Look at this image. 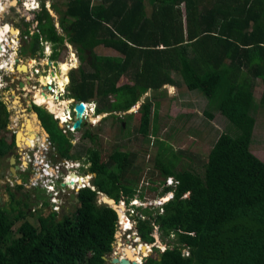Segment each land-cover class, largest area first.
<instances>
[{
    "label": "trees",
    "instance_id": "16d2710c",
    "mask_svg": "<svg viewBox=\"0 0 264 264\" xmlns=\"http://www.w3.org/2000/svg\"><path fill=\"white\" fill-rule=\"evenodd\" d=\"M64 5L58 22L79 58V65L68 73L66 98L94 100L96 115L126 111L144 92L172 85L170 72H175L187 90L197 89L208 99L215 95L214 108L237 132L215 137L200 172L192 164L170 169L155 155L160 195L171 196L153 215L137 207L135 229L143 242H153L154 225L173 240L160 250L154 248L156 257L147 256L141 264H264V162L248 148L254 124L248 113L252 79L259 80L264 103V0H66ZM27 13L35 18L36 12ZM35 19L41 38L53 44L51 56H56L64 36L55 32L44 8ZM97 45L117 54L97 55L92 51ZM32 108L43 125L46 118L55 129L48 139L56 156L73 158L69 138L56 120L40 107ZM150 110L145 98L132 112L138 113L140 134H147ZM8 114L0 100V159L13 145L12 134L9 139L1 134ZM85 153L94 189H78L72 210L58 219L54 212L43 211L31 224L23 198L7 189L14 213L8 217L0 206V264L103 263L117 218L107 204L96 203L97 192L127 202L136 193L138 178L126 179L133 162L130 152L113 149L104 159L94 147ZM167 177L172 184H165ZM19 220L13 236L11 227Z\"/></svg>",
    "mask_w": 264,
    "mask_h": 264
},
{
    "label": "rangeland",
    "instance_id": "374dc122",
    "mask_svg": "<svg viewBox=\"0 0 264 264\" xmlns=\"http://www.w3.org/2000/svg\"><path fill=\"white\" fill-rule=\"evenodd\" d=\"M14 1V4H10L11 0H0V4L2 6V12L0 14V22L2 23L0 26V37H3L5 32L16 34L17 31L12 28V26L16 27L17 23H26L25 21L27 20L32 22L33 19L36 18V15L39 12L38 9L40 8H44L51 17L52 22H56L61 11L64 9V4L66 2V0H31L30 2H33V6L36 8L33 9V11L36 12L33 16L35 18L32 19V16H29L30 14L25 12V8H22L24 0ZM180 5L182 6V4ZM27 24H29L28 21ZM45 43L47 42L42 41V45H45ZM47 45L48 44H46V46ZM48 47L51 46L48 45ZM37 48L38 47L36 44L27 42L22 48H20L19 55L27 57L29 53L33 52ZM58 49L59 51L56 56H49L48 58L50 59L54 57L56 59L55 61H66L68 57H70V53L68 54V52L73 51L74 46L67 45V43L63 42ZM92 51L97 55L114 56L117 54L114 50L101 45L93 47ZM73 55L76 59L75 53ZM48 58L44 54L38 55L35 53V58L31 59V61L34 60L32 64L38 67L36 75L33 74L34 78L31 80L35 83V86H32L33 89L30 92L31 94H29L26 91V87L23 88L21 84L22 88L24 89V91H22L24 99H19V103H17L19 106L13 105L15 102L13 104L11 102L10 104L5 100L9 113L8 115L12 118L11 121L9 120V122L6 124L8 128L6 126V128L1 131V134L4 136V138L9 139L10 135L13 134L9 132V129L16 130L19 126V123L20 126H22V124L31 123L29 122L30 118H28L25 113L28 112L29 114L31 112H35L29 103V99L33 96V91L39 88L38 75L43 74L42 72L44 70L48 71V67L45 66V64H47L46 61ZM78 62L79 61L76 59L77 64L72 68H76L79 65ZM20 64L21 62L18 63L16 67L18 71L23 70L21 69V66H24V64L19 66ZM82 66H85V64L82 63ZM6 67H8V70L5 72L10 74L9 65H5V68ZM5 72L0 73L2 78L1 80L3 81H7L9 78V74ZM68 73L69 70L67 71V77L69 79ZM12 74L14 73L11 72L10 75ZM170 76L173 80L172 85L164 84L156 92H144L129 108L134 112L145 98L150 101L151 110L149 114V123L147 126V134L145 135L137 132V112L132 113V111H130L128 112L130 113L129 115L122 113L129 111V109L126 111H110V114L108 113L107 115L100 117L96 123H93L92 121L90 122V117L87 116L83 120L84 122L81 124L80 128L76 129L74 132L67 131L63 125L60 127L61 130H65L63 133L70 140L71 147L69 149V153L73 157L71 159L78 163L86 164L84 157L86 156L85 149L88 147L96 148L99 152L100 159H104V157L113 149L127 151L133 155L132 166L126 174L127 180H133L135 175L138 178L135 187L136 193L131 198L132 200L130 199L125 202V200L122 198V201L117 203L115 202L114 205L108 198L100 197L102 201H106L108 204L115 206L119 211V214H121V216L118 217L119 225L117 226L116 223V230L113 235L114 239L111 243V249L107 254L103 255L104 257H106V255H108L110 252H115L120 255L122 248L124 249L125 245H130L131 251L136 249L137 263H139L143 256L156 257L157 251L155 249L160 250L166 244L171 245L170 242L173 240V236L171 234L162 235L161 231L158 230L157 226L155 225L153 226L151 233L153 236V242L150 243L141 241V239L137 237L138 235L135 229V215L140 214L137 207H146L150 211V215H153V210H155V207L161 203L162 199L166 198L165 196L160 195L161 187L158 185L160 176L158 175V170L153 166L155 155L157 156L159 154L158 158L160 161L170 164V169L176 170L179 167L184 168L186 165L192 164V168L195 171L200 172V167L205 161L206 153L218 133L224 132L230 135H235L237 133L236 129L229 123V121L223 115H221L216 108H214V104L212 103H214L216 99L215 95L211 99L205 98L197 89L187 90L177 73L170 72ZM17 78L21 79L19 75H17ZM36 80L38 81L37 83ZM252 81V101L248 113L253 116L254 124L252 127L248 148L251 153L264 162V103L260 104L262 88L258 79H252ZM3 86L4 85L1 81L0 96L5 99L7 98V93L4 92L5 88L1 89ZM67 86L68 84H66L63 94L59 97L66 98L68 96V92L66 91ZM108 100H112V96H108ZM89 101H91L94 107H96L94 100ZM61 103L62 101L60 104ZM156 103L157 108L155 107ZM69 105L72 106L71 103ZM41 106L40 111L43 113V109L46 108ZM89 106L91 107L92 105ZM154 110L156 111L155 113ZM91 111L92 110L89 112ZM207 111L211 114L210 118H207L203 113ZM17 112H19V114ZM47 112L51 114L49 111ZM94 112L95 110L93 113ZM71 115L73 114L71 113ZM51 116L53 120H56L57 125V122L59 121L58 118L53 114H51ZM36 122L34 126L38 127V131H40L39 122ZM44 122H46L45 125L48 126V133L50 132V135H52V132H54L55 129L49 127L50 124L47 123L46 118H44ZM84 132L88 133V135H84ZM52 137L55 138V135ZM20 148L21 154L36 153V148L33 145ZM55 155V149L50 143L45 156L52 161ZM52 156H54L53 159H50ZM56 157L58 158V156ZM28 168H33V166L28 165ZM74 170L77 172L84 171L81 168ZM64 171V169L60 170L61 173ZM5 178L7 177L3 175V179ZM23 178L25 179L24 176ZM17 181L18 177L15 179H7L6 182L0 179V206L5 210L8 217H12L14 212H12L10 208L14 203L10 201L7 194V189L10 188V190H12L17 197L23 198L26 206H22V208L27 211L25 217L31 224L34 225L36 224V215L40 212H43L47 208V196L42 189L38 188V186L34 188L22 187L16 190L13 186L14 184H17ZM155 185L157 186L155 190L148 188L149 186ZM138 193H141L140 198H137ZM134 198L138 199V201L131 204ZM43 201H45V203H43ZM72 205L73 204L67 198H65L60 209L56 213L54 212L57 216V219L60 215L72 210ZM32 206H37V208L34 212L28 213L29 208ZM129 208L133 210L132 213L130 212ZM157 210L159 211L160 209ZM125 215L129 220L126 219ZM145 217V215H140V218ZM19 222L20 220L15 222L11 227L10 233H12L13 236L16 235V228ZM133 242H135V246H132ZM121 253L123 254V252ZM102 262L104 263L105 260Z\"/></svg>",
    "mask_w": 264,
    "mask_h": 264
},
{
    "label": "flooded vegetation",
    "instance_id": "af4514ba",
    "mask_svg": "<svg viewBox=\"0 0 264 264\" xmlns=\"http://www.w3.org/2000/svg\"><path fill=\"white\" fill-rule=\"evenodd\" d=\"M31 0H24V2L25 3H23V6L25 7V9L26 10H28V12L29 11H33V9H36V8H34V6H32V4H30V6H26V3L28 2V3H31L30 2ZM14 0L12 1V3L11 4H14ZM21 2V1H20ZM22 6V7H23ZM4 8H5V6H4ZM30 8H31V10H30ZM39 10V12H40V10H41V8L40 9H38ZM4 11V10H3ZM1 12H2V6H1V4H0V14H1ZM38 12V13H39ZM27 21L29 22V24H27ZM27 21H25L26 23H22V24H19V23H17L16 24V27L15 26H12V28H14L17 32H16V34H10V33H8V32H5V34L3 35V37H0V43L1 44H3L4 46H5V48H6V52H5V56H9V55H11L8 59H3V60H1V61H3V63L5 62H8V65H9V67H10V74H11V72L12 73H14V74H12V75H10L9 73H7V72H5L6 70H8V67H6V69H4L3 67L2 68H0V73H2V72H5V73H7V74H9V78H8V80L7 81H3V80H1L2 78H1V75H0V85H1V81H2V83H3V87L1 88V89H3V88H5V91L4 92H6L7 93V98H3L2 96H0V100L4 103V105H5V107H6V109H7V111H8V108H7V104H6V101H8V103H10L11 104V102H12V104L15 102V104H13V105H17V106H19V104H17V103H19V99L21 98V99H24L23 98V95H22V91H24V89L23 88H25L26 87V91L29 93V94H31L30 92L32 91V89H33V87L32 86H35V83L34 82H32L31 80L34 78L33 77V74L34 75H36V73H37V71H38V67L37 66H34L33 64H30L29 66L27 65V63L30 61L31 63L32 62H34V60L33 61H31V59H34L35 58V53L36 54H38V55H46L47 56V58L49 57V56H51V53H52V50L51 49H53L52 48V43L51 42H49V41H47V40H43L42 38H41V35H40V33H39V28H38V24H39V22H38V20L37 19H33V21L31 22L30 20H27ZM52 21V20H51ZM1 23V22H0ZM52 23V26H53V28H54V30H55V32L57 33V34H60V35H62V36H64L63 37V41H62V43L64 42V43H67V45H71L72 46V44L70 43V42H68L67 41V39H66V37H65V35H64V33H63V31H62V28L60 27V25H59V22H58V20L56 21V22H51ZM55 23V24H54ZM2 25V23L0 24V26ZM55 25V26H54ZM11 27V26H10ZM38 34L37 35V37L35 38L34 37V34ZM42 41H44V42H47V43H45V45H42ZM27 42H31L32 44H36V46L38 47L36 50H34L33 52H31V53H29L28 54V56L27 57H25V56H21V55H19V51H20V48H22L23 47V45L25 44V43H27ZM46 44H48V45H50L51 47H48V45L46 46ZM66 45V44H65ZM59 47H57L55 50L57 51V53H58V51H59V49H58ZM9 52V53H8ZM75 53V56H76V59L79 61V58H78V54H77V51H76V49H75V47H74V50L73 51H69L68 52V54L69 53ZM48 54V55H47ZM24 57V58H23ZM68 57V56H67ZM16 58L17 59H19V61L18 62H21V64H24V65H26L27 67L25 68V70H17V65H15V63L13 64V65H11V62H13L14 60H16ZM56 59H52L51 60V58L49 59H47V61H49V63H47V61H46V63L47 64H45V66H47L48 67V71H46V70H44L42 73L43 74H39L38 75V81H39V78H40V76H43L44 78L45 77H49V79H50V84H53L54 85V81H56V79L54 80V79H52V77L51 76H49V74H50V72H52L51 70H53L54 69V67L52 66V61H55ZM58 62H63V61H58ZM78 64H79V62H78ZM16 68V69H15ZM53 68V69H52ZM16 70V71H15ZM50 70V71H49ZM17 72V73H16ZM17 75H19V77L21 78V79H18L17 78ZM64 77H67V75L66 76H64ZM68 78V77H67ZM51 79L53 80V82L51 81ZM37 80H36V83L38 82ZM62 83H63V88H61L60 87V85H58L57 84V82L55 83V85H54V89H53V91H49L52 87L50 86V84H46V83H43V84H41L40 82H39V85H38V87L39 88H37V89H35V91H33V96H34V93H38V94H40L41 96H43V97H45V98H47V99H49L52 103H54V104H56L57 106H59L58 105V103H59V101L61 102V101H63V100H65L66 98H59L58 96H57V92L58 91H60V93L62 92V94H63V91H64V85L66 84V83H68V80H66V79H64V80H62ZM21 84H22V86H23V88H22V86H21ZM24 84V85H23ZM50 86L51 88H47L46 86ZM29 87V88H28ZM31 88V89H30ZM29 89V90H28ZM39 89V90H38ZM16 90V91H15ZM38 90V91H37ZM2 93V92H1ZM17 94V95H16ZM55 96H57L58 97V99L56 100L54 97ZM6 100V101H5ZM29 103H30V105L31 106H35V105H37V104H35L33 101H32V99L30 98L29 99ZM74 103V102H73ZM72 104V103H71ZM73 105V104H72ZM37 107H40V105H38ZM42 107V106H41ZM13 108V107H12ZM19 108V107H18ZM71 108H72V106H71ZM14 109V108H13ZM12 109V110H13ZM43 109V108H42ZM43 110H45L46 112L48 111L47 109H43ZM19 111V110H18ZM130 111H132L133 112V110H130ZM130 111H128V112H130ZM20 112V111H19ZM19 112H17L18 114H19ZM36 113V112H35ZM48 113V112H47ZM55 113L56 114H58V110L57 109H55ZM26 115H27V117L29 118L30 117V114H32V113H29L28 114V112L27 113H25ZM73 114V113H72ZM96 113H93V114H91L92 116L94 115V116H96L95 115ZM21 115H22V113H21ZM17 116V115H16ZM35 116V115H34ZM10 116L8 115V122H9V120L11 121V118L12 117H10ZM71 117H72V115H71ZM103 117V116H102ZM31 118V117H30ZM36 118L38 119V122H39V125H41L44 129H45V131L47 132V135H42V134H39L38 136H37V140H36V142H38V143H41V142H43V138H44V136H46L47 138H48V130H46V126L45 125H43L42 124V122H41V120L39 119V117H38V115L36 114ZM58 118H59V115H58ZM14 119V118H13ZM35 122H36V119L34 120ZM7 122V123H8ZM6 123V124H7ZM37 123V122H36ZM31 124V123H30ZM32 126H33V123L31 124ZM6 126L7 125H5V128H6ZM27 126H28V124L26 125L25 124V126H24V128L26 127L27 128ZM18 127H20V123H19V126ZM17 127V128H18ZM34 127V126H33ZM7 128H8V126H7ZM38 128V127H37ZM17 130V129H16ZM14 131L15 130H12V129H9V132L10 133H13L12 134V137H13V145L11 146V149H10V151L7 153V154H5L4 156H2V158L0 159V170H4L5 171V173L3 174V175H5V177H7V178H5V179H3V175H2V177H0V179H2V180H4L5 182L7 181V179H15V178H17L18 177V181H17V184H21L22 185V187H24L23 186V184L24 183H29V180H30V178H31V170H32V168H28V165H31L30 163H28V160L26 159V157L24 156V158L22 157L23 156V154H21V148L20 147H23L24 145H27V146H30V145H32L33 143H29L28 141H25L23 144H22V146L20 145V146H15V144H14ZM70 141V140H69ZM51 143V142H50ZM52 144V143H51ZM36 148V147H35ZM28 154V153H27ZM28 155H30V154H28ZM32 155V154H31ZM10 156H12L13 157V162L11 163V164H9L8 163V159H9V157ZM25 160V161H24ZM23 162H24V164H23ZM14 167V166H16V169H15V176L14 177H12L11 175H10V172H9V167ZM23 176L25 177V179L23 178ZM21 187V188H22ZM25 188H34V187H25ZM73 202H74V199H73ZM72 202V204L74 205V203ZM126 247V248H125ZM125 247H124V249L122 248V250H121V252H123V254L120 252V256H122V258L124 257V259H128V261L130 260V263L131 262H133V264H138L137 263V255H136V249H134V250H130L131 249V247H130V245L129 246H126L125 245ZM132 252V253H131ZM122 254V255H121ZM128 255V256H127ZM121 258V257H120Z\"/></svg>",
    "mask_w": 264,
    "mask_h": 264
},
{
    "label": "built area",
    "instance_id": "2783aa9c",
    "mask_svg": "<svg viewBox=\"0 0 264 264\" xmlns=\"http://www.w3.org/2000/svg\"><path fill=\"white\" fill-rule=\"evenodd\" d=\"M5 52H6L5 46L0 43V68H2V67L4 68L5 65H8V62L3 63V61H1L3 59L9 58V56H5ZM18 61H19V59L16 58V60H14L11 63V65H13L14 63H15V65H17L18 63H20ZM4 69H6V68H4ZM51 81L53 82L52 79H51ZM48 84H50V83L48 82ZM66 84L64 85V87L66 86ZM50 86L51 87L53 86L49 90L51 92L54 89V85L50 84ZM61 95H62V93H60V91H58L57 96L59 97ZM69 104L70 103L67 104V108H68L67 109L68 110L67 115H66L67 121H61V122L67 131L74 132L75 130L70 127V123H69L71 120L70 116L72 113V108ZM89 105H92V110H93L94 109L93 103H90ZM89 105H87V107H86L87 110H90ZM86 117H87V115H86V112L84 110L81 118H82V120H84ZM61 131L64 132L65 130H61ZM49 144H50L49 139L46 136H44L43 142L38 143L35 141L32 144L34 147H36V153L35 154L28 155L27 153H23L22 157L24 158V156H25L26 159L28 160V163H30L33 166L32 170H31V178L29 180V183H24L23 186L24 187H36V186H38V188L42 189L47 196V198H46V204H47L46 211L56 213L60 209V207L63 205V200L65 198H67L70 202H72L68 198V194L70 192L76 193V191L78 189L84 188V187H89L90 189H93V186L91 184V179L94 176V174L87 171L88 162H86V161H85L86 164H82V163H78L76 161H73V159L67 160V158H64V159L60 158V157L57 158L56 155H55V157L52 156V158H50V159H53V157H54V159L52 161L49 160V158H47L45 156V153L47 151V148L49 147ZM26 146L27 145H24L23 147H26ZM77 168H81L84 171L83 172L82 171L77 172L76 170H74ZM61 169H64L65 171L63 173H61L60 172ZM172 183H173V181L170 177H167L165 179V184H172ZM100 195H101V193L97 192L96 203H101ZM164 196L166 198H169L171 196V193L167 192ZM133 202L136 203L137 201L133 200L131 204H133ZM36 208H37V206H32L31 208H29V211L34 212ZM129 209H130V212L132 213L133 210L131 208H129ZM126 219L129 220L127 216H126ZM116 223L118 226L119 225L118 216L116 219ZM134 244H135V242H133L132 246H135ZM114 254L118 258L121 257L119 254H117L115 252H114ZM103 264H110V263L105 261ZM138 264H141V261Z\"/></svg>",
    "mask_w": 264,
    "mask_h": 264
},
{
    "label": "bare ground",
    "instance_id": "6f19581e",
    "mask_svg": "<svg viewBox=\"0 0 264 264\" xmlns=\"http://www.w3.org/2000/svg\"><path fill=\"white\" fill-rule=\"evenodd\" d=\"M12 1L13 0H11V3H12ZM30 4H32V6H33V2H31V3L27 2L26 6H30ZM22 8L24 9L25 7L23 6ZM24 10H26V9H24ZM30 10H31V8H30ZM27 11L28 10H26L25 12L27 13ZM10 56L11 55H9V57ZM30 64H32V63L29 61L27 63V65L29 66ZM51 64L54 67V69L52 68L53 70H51L52 71L51 77L54 80L56 79V81H54V85L57 82V84L60 85L61 88H63V83H62L63 77L67 75V71L70 70V68L75 67V65L77 64L76 63V59H75L73 53L70 52V57H68V59L66 61H63L61 63L58 62V61H52ZM19 66H21V64ZM26 67H27L26 65L21 66V69L24 70ZM49 76H50V74H49ZM65 79L68 80L67 77H65ZM39 82L41 84H43V83L48 84V82L50 83V79H49L48 76L45 77V78L43 76H40ZM49 88H51V87L49 86ZM54 98L56 100L58 99L57 96H55ZM31 99H32V101L35 104L44 106L50 113H53L56 117H58V115H59L60 122L61 121H67V119H66L67 118L66 115H67V111H68L67 110V104H68V102L70 100H66L65 99V100L62 101L61 104H60V101H59V106H57L56 104L52 103L49 99L41 96L38 93H34V96H32ZM55 109L58 110V114L55 113ZM83 109L85 110L86 115L88 117H90V119H89L90 122L92 121L93 123H96L100 119V117L102 116V114H98V115L95 114L96 116H94V115L92 116L91 112H89L90 110H92V106L90 107V110L85 109V106H84ZM30 117L31 118H35L34 113L30 114ZM31 124H28L27 128L26 127L24 128L25 124H22V126L17 128V130H16V138H17V144L19 146L20 145L22 146V144L25 141H28L29 143H33V142H35L37 140V136L39 135L38 131H37L38 128L33 127ZM39 130L41 131L40 128H39ZM41 134L44 135L42 131H41ZM23 164H24V162H23ZM74 200H75V197H74ZM120 201H122V200H120ZM112 202L115 205V202L114 201H112ZM115 209L117 211L118 217L121 216V214H119V211L117 210V208H115ZM121 258H122V256H121Z\"/></svg>",
    "mask_w": 264,
    "mask_h": 264
},
{
    "label": "water",
    "instance_id": "95a60500",
    "mask_svg": "<svg viewBox=\"0 0 264 264\" xmlns=\"http://www.w3.org/2000/svg\"><path fill=\"white\" fill-rule=\"evenodd\" d=\"M47 63H49V61H47ZM52 75V72H50V76ZM47 88H49V86H46ZM35 106H38V105H35ZM41 106V105H40ZM84 107H83V104H82V102H74L73 103V105H72V112H73V115H72V120L70 121V127L71 128H73V129H79L80 128V126H81V124H82V118H81V116H82V113H83V109ZM68 109V108H67ZM126 112H128V111H126ZM126 112H123V113H126ZM34 113V115H35V117H36V113L35 112H33ZM99 113H101L102 114V116H105V115H107L109 112H99ZM101 116V117H102ZM36 120H37V122H38V119L36 118ZM40 126V129H41V131L45 134V135H47V132L45 131V129L41 126V125H39ZM57 126H58V128H60L61 126H62V122H60V121H58L57 122ZM14 144H15V146H19L18 144H17V138H16V130L14 131ZM13 162V157L12 156H10L9 157V159H8V163L9 164H11ZM15 169H16V166H14V167H9V172H10V175L12 176V177H14L15 176ZM5 173V171L4 170H0V177H2V175ZM68 197L72 200V199H74V197H75V193H73V192H70L69 194H68ZM106 197V196H105ZM106 198H108L109 200H111V201H114L115 202V200L114 199H112V198H109V197H106ZM101 199V198H100ZM118 200H122V196H120L119 198H118ZM103 203H105V204H107L109 207H111L114 211H115V213H116V218H117V216H118V214H117V211H116V209L112 206V205H110V204H108V202H106V201H102ZM102 259L103 260H105V261H107V262H109L110 264H133V262H129L127 259H124V258H118L115 254H114V252H110L106 257H104V256H102ZM146 259V256H143L142 257V260H141V263L144 261Z\"/></svg>",
    "mask_w": 264,
    "mask_h": 264
},
{
    "label": "clouds",
    "instance_id": "9594fccd",
    "mask_svg": "<svg viewBox=\"0 0 264 264\" xmlns=\"http://www.w3.org/2000/svg\"><path fill=\"white\" fill-rule=\"evenodd\" d=\"M71 69V68H70ZM68 84V83H67ZM64 92V91H63ZM59 98H63V97H59ZM66 99H69L70 101L68 102V103H72L73 104V102H78V101H72L73 99L72 98H66ZM72 99V100H71ZM80 102V101H79ZM90 103H92L91 101H87V102H82V104H83V107L85 106V109H86V107H87V105H89ZM95 110V107H94V109L91 111L92 113H93V111ZM130 110H132V109H129V111ZM73 113V112H72ZM95 113V112H94ZM51 114H53V113H51ZM71 117V116H70ZM58 118V117H57ZM71 120H72V117L70 118ZM58 120L60 121V119L58 118ZM70 120V121H71ZM37 121V120H36ZM83 121V120H82ZM84 122V121H83ZM83 122H82V124H83ZM70 123V122H69ZM62 127V126H61ZM75 130V129H74ZM93 189H94V187H93ZM74 193V192H73ZM101 194H103V193H101ZM104 195V194H103ZM105 196V195H104ZM107 197V196H106ZM69 198V197H68ZM70 199V198H69ZM164 199H166V198H164ZM164 199H162V200H164ZM71 200V199H70ZM133 200H135V201H138V199H133ZM72 202H73V199L71 200ZM71 202V203H72ZM115 202H117V201H115ZM162 202V201H161ZM101 203H103L102 202V200H101ZM74 205H75V201H74ZM73 206V205H72ZM44 211H46V210H44ZM103 264V263H102Z\"/></svg>",
    "mask_w": 264,
    "mask_h": 264
},
{
    "label": "crops",
    "instance_id": "0c3cea01",
    "mask_svg": "<svg viewBox=\"0 0 264 264\" xmlns=\"http://www.w3.org/2000/svg\"><path fill=\"white\" fill-rule=\"evenodd\" d=\"M65 79V77H63V80ZM66 100H69V99H66ZM30 118V117H29ZM35 118H30V121L29 122H31V123H33V126H34V124H35ZM28 123H26V125H27ZM35 128H37L36 126H34ZM37 131H38V129H37ZM38 134H41V131H38ZM219 134V133H218Z\"/></svg>",
    "mask_w": 264,
    "mask_h": 264
}]
</instances>
